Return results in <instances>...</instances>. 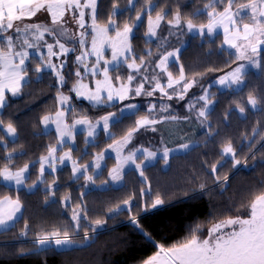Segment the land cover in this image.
I'll use <instances>...</instances> for the list:
<instances>
[{"label": "trees", "instance_id": "trees-1", "mask_svg": "<svg viewBox=\"0 0 264 264\" xmlns=\"http://www.w3.org/2000/svg\"><path fill=\"white\" fill-rule=\"evenodd\" d=\"M144 3L145 0H136L129 7L128 0H97V20L105 26L111 17L122 27L125 22L135 20L136 12ZM205 3L206 0H152L153 16L155 11L162 9L170 14V19L179 10L183 17H191L193 23L199 25L207 20ZM114 4L118 7L114 8ZM146 32L147 11L144 10L141 22L134 28L131 54L143 56L145 60H157L168 51L181 47L179 60L172 62L168 69L178 77L182 65L186 81L194 80L195 83L183 99L174 96L168 100L155 92L152 96L141 95L126 101L138 105V115H123L119 123L110 127L109 133L119 140L136 119L149 116L152 105L156 106L151 113L155 119L175 115L177 123L193 124L204 107V103H197L195 98L208 91L212 102L202 128L196 131L190 125H184L172 131L171 139L175 145L185 138L183 135H189L195 145L184 153L159 158L143 168V176L136 170H128L117 187H95L88 181L89 186L85 188L87 180L84 176L73 179L68 166L46 173L44 182L32 191L9 188L0 182V198L11 196L15 199L18 196L23 205L22 214L15 223L0 231V264H143L156 253V244L169 246L179 242L197 226L206 235L213 224L229 216L247 218L245 205L251 199V193L264 186V71L249 69L239 89L221 90L214 81L246 61H237L235 54L222 46L220 33L191 35L181 27L167 25L158 32L156 40H147ZM261 59L264 67V51ZM38 63V57L30 56L27 63L29 79L20 94L7 95V102L0 111V121H3L0 124V169L7 166L15 171L28 165L25 181L28 187L39 178L40 158L48 155L49 146L58 145L56 134L43 130L42 120L45 115H54L59 110L60 94L71 98L69 113L74 108L77 114L91 120L118 112L123 106L120 102L115 103V107L96 106L77 99L71 91L75 82L73 65L66 68L67 79L61 86L52 73H35ZM110 75L115 81L117 76L126 77L127 69L122 65L118 70L111 69ZM151 87L152 84L145 82L146 90L150 91ZM250 93L260 100L256 108L247 102ZM161 106H167L169 114L161 112ZM240 107L245 109L243 113ZM66 121L72 122L71 115ZM8 124L16 129L13 140L4 130ZM155 125L159 131L136 132L128 150H134L141 142L143 148L161 152V145L166 144L162 143L160 123ZM114 142L104 131H100L91 143L77 134L75 147L71 149L72 157L80 165L87 164ZM228 142L241 160L238 166L234 167L232 158L222 154L223 146ZM68 147L60 149L58 154ZM214 164L217 166L215 173L211 171ZM113 165L114 160L108 157L101 173L94 177L95 184L107 180L108 170ZM225 175L226 182L215 179ZM157 195L165 199V207L148 213L139 210L138 205L142 207ZM125 201L131 202V211ZM73 208L80 212L79 230L72 219ZM133 215L143 230L132 223ZM95 220L106 223L97 229ZM56 230H68L80 246L48 251L37 245L38 236ZM25 232L27 235H22ZM85 232L89 234L87 239ZM145 232L150 234L151 240Z\"/></svg>", "mask_w": 264, "mask_h": 264}, {"label": "snow or ice", "instance_id": "snow-or-ice-1", "mask_svg": "<svg viewBox=\"0 0 264 264\" xmlns=\"http://www.w3.org/2000/svg\"><path fill=\"white\" fill-rule=\"evenodd\" d=\"M129 5H134V0H128ZM222 6V7H221ZM114 8L118 5L114 4ZM85 9H89L88 15L91 18V48L83 51L76 56V62L83 68L85 73L92 77L102 76V79L94 80V88L84 83L85 77L81 71H76L77 80L71 91L75 92L78 98L82 97L94 105H108L115 107V102H120L123 106L119 108L120 115L116 112H109L107 115L101 116L93 122L87 116L77 114L75 109L66 111L61 107L56 111L54 117L45 115L42 122L45 127L50 123L55 124L58 133L57 143L61 146V150L67 146V141L75 142V129L77 125H84L87 129L89 137H95L96 129L102 125L105 132H109L110 127L120 122L121 117L126 112H132L138 115V105L134 103H125L131 101L135 97L142 94L152 96L155 92H160L161 97H167L172 100L174 96L179 99L184 98V94L193 86L194 80L186 81L183 66L179 68L178 78H174L173 73L168 69L170 58L179 60V50L167 52L156 64L161 72L167 76V83L162 84L158 75L149 76L142 69H146L148 65L143 56L136 57L132 55V34L133 29L138 25L136 22L141 20L144 10L147 11V32L146 35L156 36L157 29L161 23L167 21L172 27L179 28L184 24L188 31L197 30L201 35L207 33L215 34L217 30H222L223 45L235 49V59L237 61H246L256 69L264 71L262 67L261 53L264 51V0H206L204 5L207 20L199 25L193 23L191 17H183L179 10L171 15L169 19L168 13L162 9L155 11L153 16L152 0H145L144 6L138 10L135 20L125 22L122 27L116 24L111 17L107 21V25L101 26L97 20V0H0V37L3 42L0 43V108L5 106L6 92H10L13 96L20 94L25 81L29 67L26 61L30 59L28 49H35L40 53L42 46H46L48 53L44 56L40 53L39 63L34 68L35 73L42 72L45 68L55 72L61 86L65 83V76L62 69L66 61H62L59 67L52 62L53 56L67 55L69 51H75L74 48H68L61 43L60 37L68 35L69 29L65 27L66 14H71L72 19L76 20L80 29L85 28ZM47 13L51 18V26L45 23L32 21L38 13ZM115 11L112 16H115ZM20 22V23H16ZM114 32V35L110 34ZM12 33V34H10ZM14 34V35H13ZM45 34L53 36L54 44L44 41ZM75 36V33L72 34ZM88 39V32L81 31L79 33L78 42L80 48H84ZM17 41L19 43H17ZM41 41L44 44L41 45ZM54 47L59 48V52H54ZM111 50V59L105 57V49ZM151 55V53H149ZM95 57L92 66L89 67L88 58ZM139 61V62H138ZM103 62V66H102ZM113 66V70H118L122 65H126L131 70L126 77L117 76L115 81L110 75L109 66ZM246 64L241 63L229 72L222 75L217 83L231 88L233 85L240 87L244 84ZM209 71H214L209 69ZM135 73V75H133ZM137 76H141V80H137ZM135 81V84H134ZM152 82L151 90L145 89V82ZM183 82V83H182ZM176 85H181L179 90H175ZM167 89H174L169 93ZM71 98L60 94L58 102L61 106L67 104ZM205 105L211 103L210 97L205 93L200 97ZM247 102L256 108L260 100L251 93L247 97ZM155 105L149 108V116H144L134 121V124L127 129L126 134L120 140H116L115 136L109 133L110 139L116 141L109 144V148L116 153L118 161L117 167L109 172L112 181L118 182L123 179V168L128 164H135L140 169L143 176V168L137 163L136 152L129 151L127 156L123 155V148L131 143L134 134L141 128H145L160 121L150 118L155 109ZM167 106H161L160 111H166ZM243 113L245 109L239 108ZM71 115L72 123L66 121V117ZM199 116L207 118L206 108H202ZM170 119H177L175 116ZM3 124V121H0ZM151 131H156L154 127ZM6 131L10 135H15L16 129L8 124ZM255 135V132H253ZM67 138V141L65 140ZM181 147L187 148L184 144ZM140 151V149H137ZM146 152V158L154 159L155 153ZM57 148L49 146L48 155L40 158V182L43 183L45 165L53 172L56 171V162L59 160L63 163L68 160L72 164L73 175L80 173L85 174L84 178L95 184V179L91 175H86L88 165H80L73 159L71 148L64 151L62 155L57 157ZM223 156H231L232 165L238 166L241 160L236 156V150L231 142L226 143L222 149ZM165 158L168 156V150L165 149ZM95 167H100V160L103 154L97 155ZM28 171V165L13 171L5 166L0 169V177L5 182L14 183L17 187L25 184V173ZM211 171L215 173L217 166H211ZM217 181L223 179L227 181V176H216ZM107 183V182H105ZM33 187L35 185H32ZM203 188V185H201ZM70 199V198H66ZM131 211V202L125 201ZM23 205L17 196L13 199L11 196H4L0 199V228H7L9 224L17 219V213L22 209ZM78 207V206H77ZM144 213L153 212L165 207V199L159 195L155 196L150 202L145 203L142 207L137 206ZM245 207L248 209L247 218L242 216L226 217L218 223L213 224L205 235L200 226L189 231L188 236L183 240L173 243L169 246L164 244H156L157 251L154 255L146 259L143 264H264V186L251 193V199ZM119 211V208H117ZM86 215V213H85ZM72 219L76 221V229L79 230L80 212L76 208L72 209ZM132 223L141 228L140 221L135 215L131 217ZM96 226H103L106 221L95 220ZM92 231H95L93 228ZM148 239H152L150 234L144 233ZM27 235V233H22ZM87 239V232H85ZM36 243L40 248L53 251L65 246H71L75 243L72 235L68 230H56L49 233H42L37 237Z\"/></svg>", "mask_w": 264, "mask_h": 264}, {"label": "rangeland", "instance_id": "rangeland-1", "mask_svg": "<svg viewBox=\"0 0 264 264\" xmlns=\"http://www.w3.org/2000/svg\"><path fill=\"white\" fill-rule=\"evenodd\" d=\"M135 1L136 0H134V3H135ZM82 2H83V0H82ZM128 6L129 7H132L133 5H129L128 4ZM85 11V28L84 29H82V31H87L88 32V39H87V42H86V45H85V47L84 48H80V46H79V42H78V33L80 32V28H79V25H78V23L76 22V20H74V19H72V17H71V14H66V16H65V21H67V23L65 24V27H67L68 29H69V32H68V35H66V36H64V37H60V39H61V43H64L65 44V46L66 47H68V48H74V49H76L75 51H69L68 53H67V55H58V56H53L52 57V62L54 63V64H56L58 67H59V65L61 64V62L62 61H66V63H65V65H64V68L62 69V73L64 74V76H65V81H66V79H67V76H66V68H70L71 67V65H73V68H71V70H72V73L74 74V78H75V82H76V80H77V77L75 76V72L76 71H81V73H82V75L85 77V79L83 80V82L84 83H86V84H88L90 87H93L94 88V80L95 79H102L103 77L102 76H98V77H92L90 74H88V73H85L84 72V70H83V68L76 62V56L77 55H80L83 51H86V50H90V48H91V42H90V38H91V35H92V33H91V29H90V27H88L90 24H91V18H90V16L88 15V12L90 11L89 9H85L84 10ZM142 18H143V15H142V17H141V20H142ZM141 20L140 21H138V22H136L137 23V25L141 22ZM25 22H27V23H32V22H39V23H45V24H48L49 26H51V18H50V15L49 14H47V13H38L37 14V16L36 17H34L33 18V20L32 21H25ZM16 23H20V22H16ZM167 25H169L170 27H172L170 24H168V23H165V22H162L161 23V25H160V27L157 29V35L156 36H149V35H146V39L147 40H156L157 39V37L159 36V31L160 30H162V28L163 27H165V26H167ZM172 28H175V27H172ZM181 28H183V29H185L189 34H191V35H201L197 30H193V31H188V29H187V27L184 25V24H182L181 25ZM73 33H75V36H73L72 34ZM133 33H134V29H133ZM205 33H207V30H205ZM204 33V34H205ZM10 34H12V33H10ZM78 34V35H77ZM110 34H111V32H110ZM208 34V33H207ZM14 35V34H13ZM112 35H114V33L112 34ZM132 36H133V34H132ZM44 41H47V43H53L54 44V38H53V36H50V35H48V34H45V36H44ZM44 41H41L40 43H41V45H43L44 44ZM3 42V38L2 37H0V43H2ZM17 43H19L18 41H17ZM178 50H179V53H180V50H181V47L180 48H177ZM177 49H173V50H170V51H168V52H173V51H176ZM28 51L30 52V56H36V57H38L39 58V56H40V53H42L44 56H47V53H48V50H47V47L46 46H42L41 47V49H40V53H38L35 49H28ZM53 51L54 52H59V48L58 47H54V49H53ZM179 53H178V55H179ZM166 54V53H165ZM165 54H163V55H165ZM163 55H161L157 60H154L153 58H149V59H147V60H145V62H146V64L148 65V67L146 68V69H142L141 71L142 72H146V74H148L149 76H152V75H158L160 78H161V83L162 84H166L167 83V76H166V74L165 73H163V72H161L160 71V69L159 68H156L155 66H156V64L157 63H159V60L162 58V56ZM105 57L106 58H108V59H111V50L110 49H105ZM94 60H95V57H89L88 58V62H89V67H91L92 66V63L94 62ZM139 62V61H138ZM172 62H177V60H175V58H170L169 59V63H168V67H169V65L172 63ZM28 63V61H26V64ZM102 66H103V62H102ZM125 68L127 69V74H129L130 72H131V70L130 69H128L127 68V66L125 65ZM111 69H113V66H109V71L111 70ZM249 69H251V70H253V69H256V68H254V67H252V66H250V65H246V68H245V73L249 70ZM43 71H46V72H50V73H52L53 74V76L56 78V80H57V83L60 85V83H59V81H58V78H57V76H56V74H55V72L54 71H52L51 69H47V68H45ZM133 75H135V73H133ZM174 78H178V77H174ZM220 78V77H219ZM219 78H218V80H219ZM29 78H28V75H26V78H25V81L23 82V84L25 83V82H27V80H28ZM142 79V77L141 76H137V80H141ZM217 80V81H218ZM75 82H74V84H75ZM183 83V82H182ZM134 84H135V81H134ZM152 84V82L151 81H149V82H146V85H151ZM194 85V84H193ZM216 87H218L219 89H221V88H223L224 86H222V85H220L219 83H217L216 82V84H214ZM74 86V85H73ZM181 87V85H176L175 86V90H179V88ZM193 87V86H192ZM192 87L190 88V89H192ZM233 88H240V87H237L236 85H233L232 86ZM167 91L168 92H173L174 91V89H167ZM189 91V90H188ZM187 91V92H188ZM74 93V95L76 96V94H75V92H73ZM158 93H160V92H158ZM207 93V92H206ZM205 94V92H203V93H201L199 96H197L196 98H195V101H197V103H199V102H203L204 103V107L203 108H206V113L209 111V108L210 107H208L207 105H205V102L203 101V100H201L200 99V97L201 96H203ZM5 95H6V101H5V104H6V102H7V95H10V96H13L10 92H6L5 93ZM143 95V94H142ZM17 96V95H16ZM76 98L77 99H79V100H81V101H84V102H86V103H90V104H92V105H94L93 103H91V102H89L88 100H86V99H84V98H82V97H80V98H78L77 96H76ZM59 103V102H58ZM69 103V102H68ZM68 103L67 104H64L63 106H61L60 104V109H61V107H63V109L64 110H68V108H69V106H68ZM115 103H118V101L117 102H115ZM96 106H98V105H96ZM103 106H108V105H103ZM1 110V109H0ZM169 109L167 108V110H166V114H169ZM117 113V115H120V113H119V111L118 112H116ZM132 112H126L124 115H127V114H131ZM107 115V114H106ZM172 115H169V116H166V117H159V118H157L156 120H158V121H160L159 123H160V127H161V132H162V135H163V137H162V143H164V144H166V146H164V145H161V147H162V151L161 152H156V151H154V150H152V148H148V149H146V148H143L142 147V143L140 142V145H138L134 150H131V151H134V152H136V157H137V163H139V164H141V166H142V168H144V167H146V166H149V165H152L153 163H155L159 158H163V159H166L165 158V156H164V152H165V149H167L168 150V156H167V158L168 157H170L171 155H173V154H180V153H184V152H186V151H188L191 147H193L194 145H195V141L193 140V139H191L190 137H189V135H183L182 137H185L184 139H182L177 145H175L174 144V142H173V139H171V137H172V134H173V130L174 129H176L177 127H183L184 125H190L193 129H197L196 131H198V130H200L201 128H202V125H203V123H204V117H201V116H199V114L197 115V117H196V120H195V122L193 123V124H184V123H177V119H175V120H173V119H170L169 117H171ZM175 116V115H174ZM53 117H54V115H53ZM175 117H177V116H175ZM151 118L152 119H155V115L153 114V115H151ZM99 119V118H98ZM97 120V119H96ZM93 122H95V120H92ZM72 122H70L69 124H71ZM156 126L157 125H151V126H148V127H145V128H141L139 131H144V130H150V128L151 127H154L155 129H159L160 130V128H156ZM48 127H50L51 129H49L48 131H53L55 134H56V136H57V139H58V133L56 132V126H55V124H52V123H50L49 124V126ZM45 128V125H43V129ZM6 129H7V127L4 129L5 130V133H6V135H7V137L10 139V140H13L14 138H15V136L16 135H10L7 131H6ZM46 130V129H45ZM159 130H156V131H159ZM100 131H104L103 130V127H102V125L100 126V127H98L97 129H96V135H95V137L97 136V134L98 133H100ZM105 132V131H104ZM138 132V131H137ZM107 135H109V132H105ZM77 134H81L82 136H83V138H84V140L86 141V142H88V143H91V142H93V140H94V138L93 137H89L88 135H87V129H86V127L84 126V125H77L76 126V129H75V142L73 143V142H71V141H67V138H65V140L67 141V146H69L68 148H74L75 147V144H76V135ZM134 136H135V134H134ZM133 136V137H134ZM120 140V139H119ZM132 140H133V138H132ZM131 140V141H132ZM116 142V141H115ZM114 142V143H115ZM114 143H112V144H114ZM172 143H173V145H172ZM130 144V143H129ZM129 144H127L124 148H123V155L124 156H127L128 155V153H129V150H128V146H129ZM184 144H187L188 145V147L185 149V148H183V147H181L182 145H184ZM57 149H61V146L58 144L57 145V147H56ZM137 149H140V151H137ZM144 150H147L148 152H153V153H155V158L154 159H148V158H146V152L144 151ZM64 151H68V150H64ZM63 151V152H64ZM100 154H103V159L102 160H100V167L97 169L96 167H95V163H96V157H97V155H100ZM94 158H93V160L91 161V162H89V163H87V164H84V165H88V172H87V174L86 175H91V176H93V177H96L97 175H99L100 173H101V170H102V168L106 165V159L108 158V157H110V158H112L113 160H114V165H113V167L112 168H114V167H117V164H118V161H117V159H116V153L114 152V151H112V149L111 148H109V146L107 147V148H105L101 153H99V154H97ZM58 156V155H57ZM59 157V156H58ZM225 157H227V158H231V156H225ZM40 164H39V169H40ZM64 166H68L69 168H70V170L72 171V164H71V162L70 161H68V160H65L63 163H61L59 160H58V162H57V164H56V170H58V169H60V168H62V167H64ZM112 168H110L109 170H108V178H107V180L105 181V182H107V183H105V182H103L102 183V185L100 186V184H92L93 186H95V187H103V188H106V187H108V186H113V187H117V186H119L121 183H122V180H120V181H118V182H115V181H112L111 180V178H110V176H109V172L111 171V169ZM130 169H133V170H136L137 172H140V169H137L136 168V166H135V164H131V163H128L124 168H123V175L125 174V172H127L128 170H130ZM29 171V170H28ZM73 173V172H72ZM75 176V178L73 177V179H76V178H78V177H80V176H85V174L81 171L80 173H77L76 175H74ZM42 179H44V178H42ZM39 179H37V181L35 182V184H33V185H35L34 187L33 186H26L25 185V188L27 189V191H32V190H34L35 189V187L37 186V185H39L40 184V180L38 181ZM86 180V179H85ZM1 182V181H0ZM2 183V182H1ZM3 184V183H2ZM4 185V184H3ZM5 186H7V185H5ZM88 186H89V182H88V180H87V183H85V188H88ZM7 187H9V186H7ZM9 188H13V189H23L22 187H9ZM1 199V198H0ZM126 206V205H125ZM12 224V223H11ZM11 224H9V226L11 225ZM9 226L7 227V228H0V230H3V229H8L9 228ZM101 228H103L102 226H99L97 229H101ZM89 234H87V236H88ZM85 236V235H84ZM73 237V239H74V241H75V243L73 244V245H71V246H65V247H63V248H58V249H68V248H71V247H78V246H80V244L81 243H79L76 239H75V236H72Z\"/></svg>", "mask_w": 264, "mask_h": 264}, {"label": "crops", "instance_id": "crops-1", "mask_svg": "<svg viewBox=\"0 0 264 264\" xmlns=\"http://www.w3.org/2000/svg\"><path fill=\"white\" fill-rule=\"evenodd\" d=\"M216 33H220L221 35H222V37H223V33H222V30H217V32ZM215 33V34H216ZM223 47L226 49V50H228V51H231V52H233L234 54H235V49H232V48H229L226 44L225 45H223ZM262 47H264V46H262ZM244 64H246L247 65V62H244ZM237 67V66H236ZM217 80L218 79H216L215 81H214V84H216V82H217ZM242 86V85H241ZM240 86V87H241ZM221 89H228V88H226V87H223V88H221ZM190 90V89H189ZM207 92V95L209 96V92L208 91H206ZM205 92V93H206ZM208 107H211V103H209L208 105H207ZM59 107H60V105H59ZM0 109H2V108H0ZM59 110H60V108H59ZM1 111V110H0ZM55 115V114H54ZM43 125H44V123L42 122V127H43ZM49 126V125H48ZM45 127L43 130L45 131V132H47L49 129H51L50 127ZM46 129V130H45ZM60 149H57V153H56V155H58V156H60V155H62L63 154V152L59 155L58 154V151H59ZM57 156V157H58ZM57 162H58V160H57ZM57 162H56V164H57ZM28 172L29 171H27L26 173H25V177H26V179H27V177H28ZM72 172V171H71ZM46 173H53V171L47 166V165H45V172H44V175L46 174ZM72 176L75 178V176L73 175V173H72ZM43 178H44V176H43ZM39 180L41 179L40 178V172H39V178H38ZM38 180V181H39ZM0 181L4 184V185H7V186H9V187H16V185L14 184V183H8V182H5L4 180H3V178L2 177H0ZM26 181V180H25ZM20 187H22V188H25V184L24 185H21ZM2 199V198H1ZM21 214H22V209H21V211L19 212V213H17V219L21 216ZM16 219V220H17ZM15 220V221H16ZM15 221H13V222H11L10 224V226L9 227H11L14 223H15ZM3 230H5V229H3ZM0 231H2V230H0Z\"/></svg>", "mask_w": 264, "mask_h": 264}]
</instances>
